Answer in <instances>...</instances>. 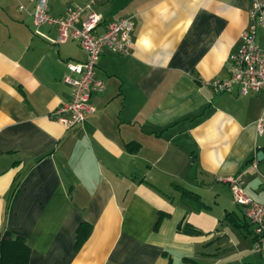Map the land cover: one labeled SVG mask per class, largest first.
<instances>
[{"label": "crops", "instance_id": "1", "mask_svg": "<svg viewBox=\"0 0 264 264\" xmlns=\"http://www.w3.org/2000/svg\"><path fill=\"white\" fill-rule=\"evenodd\" d=\"M88 2L48 0V12L65 16ZM250 3L95 0V30L129 17L132 44L127 54L99 55L104 88L69 129L52 111L71 98L65 62L84 61L85 51L74 39L33 33L58 35L55 25L36 26L17 0H0V231L24 238L26 264H180L183 256L264 264L225 180L240 174L264 203V132L254 126L264 96L208 84L230 74ZM256 36L262 42L264 31Z\"/></svg>", "mask_w": 264, "mask_h": 264}, {"label": "built area", "instance_id": "2", "mask_svg": "<svg viewBox=\"0 0 264 264\" xmlns=\"http://www.w3.org/2000/svg\"><path fill=\"white\" fill-rule=\"evenodd\" d=\"M18 10L31 14L36 26L43 23L55 25L57 37L50 38L35 29L33 33L39 34L50 42H66L68 38L76 40L85 51V60L65 62L68 70L62 80L72 88L71 98L61 102L54 110L57 121L66 128L78 126L83 123L86 115L94 111L89 104L91 93L104 88L102 79L95 75V67L99 55L107 49L118 54L129 53L132 44L133 21L129 17H118L110 21L104 31L95 29L102 14L93 8L95 0L84 5H73L65 16H54L48 12V0H17ZM248 11L250 22L241 33V43L234 48L228 56L230 74L226 78L214 77L208 81L215 92L231 91L235 85L238 94L245 95L250 92H261L264 96V40L257 39L258 29L264 31V0H251ZM84 13L80 25L76 22ZM264 100V98H263ZM261 115L256 120V132H264V105ZM229 182L231 196L235 204L242 208L243 216L252 224L253 246L252 250H264V203L257 202L244 189L241 175L225 178Z\"/></svg>", "mask_w": 264, "mask_h": 264}, {"label": "trees", "instance_id": "3", "mask_svg": "<svg viewBox=\"0 0 264 264\" xmlns=\"http://www.w3.org/2000/svg\"><path fill=\"white\" fill-rule=\"evenodd\" d=\"M16 183L14 186H16ZM231 213L233 214V211L226 213L225 217ZM245 225L248 226V222L245 223ZM90 229L91 226L87 223L78 227L76 246H79L83 242L87 234H89ZM183 231L193 234H198L200 232L198 229L191 227L188 224L184 225ZM249 232H252V230ZM28 249L29 246L21 235H13L8 229H2L0 231V264H26L29 257ZM180 264L201 263L192 257L183 256Z\"/></svg>", "mask_w": 264, "mask_h": 264}, {"label": "water", "instance_id": "4", "mask_svg": "<svg viewBox=\"0 0 264 264\" xmlns=\"http://www.w3.org/2000/svg\"><path fill=\"white\" fill-rule=\"evenodd\" d=\"M263 152L262 151H258L257 152V157L260 158V156H262Z\"/></svg>", "mask_w": 264, "mask_h": 264}, {"label": "rangeland", "instance_id": "5", "mask_svg": "<svg viewBox=\"0 0 264 264\" xmlns=\"http://www.w3.org/2000/svg\"><path fill=\"white\" fill-rule=\"evenodd\" d=\"M234 202V201H233ZM234 204H235V202H234Z\"/></svg>", "mask_w": 264, "mask_h": 264}]
</instances>
